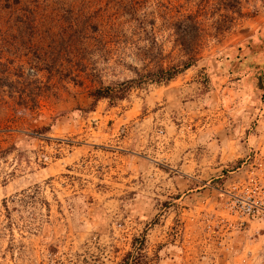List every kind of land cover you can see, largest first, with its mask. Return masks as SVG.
I'll list each match as a JSON object with an SVG mask.
<instances>
[{
  "label": "rangeland",
  "instance_id": "374dc122",
  "mask_svg": "<svg viewBox=\"0 0 264 264\" xmlns=\"http://www.w3.org/2000/svg\"><path fill=\"white\" fill-rule=\"evenodd\" d=\"M237 1L217 35L218 0H0V264H264V0ZM187 15L194 66L90 108L176 63Z\"/></svg>",
  "mask_w": 264,
  "mask_h": 264
},
{
  "label": "trees",
  "instance_id": "16d2710c",
  "mask_svg": "<svg viewBox=\"0 0 264 264\" xmlns=\"http://www.w3.org/2000/svg\"><path fill=\"white\" fill-rule=\"evenodd\" d=\"M218 2L217 8L224 13L220 17L221 19L216 21L214 27L217 35L218 33L220 34L227 31L231 27L233 17L229 14H232L237 19L244 17L237 0H218ZM173 30L176 46L179 48L180 52V58L176 63L166 68L158 67L154 72H136L135 78L117 84L107 86L101 84L99 87L89 92V97L93 100L90 108L93 109L96 103L102 99L106 100L110 105L123 101L127 99L132 89L140 87L145 82L153 81L157 84L167 83L194 66L199 59L198 48L201 37L200 34L202 32L197 18L192 15H187L174 23ZM15 104L31 109L39 106V102L35 98L20 99L15 102ZM49 129L50 127H47L42 129V131H48ZM142 246L143 241H140L137 250H141ZM140 257L141 253L137 252L133 254L132 252H128L120 264H138Z\"/></svg>",
  "mask_w": 264,
  "mask_h": 264
},
{
  "label": "built area",
  "instance_id": "2783aa9c",
  "mask_svg": "<svg viewBox=\"0 0 264 264\" xmlns=\"http://www.w3.org/2000/svg\"><path fill=\"white\" fill-rule=\"evenodd\" d=\"M240 210L246 216H253L254 214L259 213L260 211L257 202L256 201L251 202V199L242 202L240 206Z\"/></svg>",
  "mask_w": 264,
  "mask_h": 264
}]
</instances>
